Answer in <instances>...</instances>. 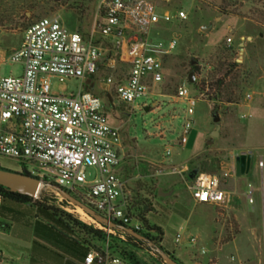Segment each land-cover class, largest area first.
<instances>
[{"label": "rangeland", "instance_id": "374dc122", "mask_svg": "<svg viewBox=\"0 0 264 264\" xmlns=\"http://www.w3.org/2000/svg\"><path fill=\"white\" fill-rule=\"evenodd\" d=\"M135 1L149 3L158 14L170 12L175 15L184 11L187 18L160 23L151 30L150 38H175L178 41L176 50L162 59V84L152 87L151 95L138 99L134 106L123 105L117 100L115 109L106 104L108 122L120 129L123 162L117 173L127 181L126 197L132 216L140 222L147 220L149 226L161 228L162 247L174 251V257L183 264H192L191 260L201 264H264V0H234L237 8H230L227 16L219 14L217 7L200 0ZM101 2L0 0V79L22 76L23 66L5 60L20 48L24 32L30 25L43 18L60 17L68 29L87 38L96 21L97 24L100 22ZM135 36H139L137 31L127 35V39ZM228 39L232 41L228 42ZM95 41L108 59L113 52L119 51L112 38L98 34L97 27ZM242 43L243 53L240 50ZM235 63L240 65L238 69H232ZM192 65H198L201 70L199 74L193 73V85L190 84ZM221 67L224 70L217 74ZM214 69L217 78L230 73L227 83L242 74L249 83L242 84L245 89L238 104L221 106L220 136L213 139L210 134L216 129L212 112L214 103L208 100L206 93L215 92V88L209 86V76ZM127 72V66L119 64L116 70L101 69L88 81L69 79L60 83L53 79L52 90L63 95H77L88 90L106 102L113 93L105 86L106 78L113 76L119 80ZM181 86H188L196 100L191 116L187 114L188 104L177 98ZM248 95L252 98L247 99ZM256 108L262 111H249ZM245 115L248 118H242ZM188 121L193 127L188 143L183 147L180 142ZM167 150L171 151L170 155ZM242 150L252 152L251 165L246 174L237 176L236 169L231 166L235 163L234 154ZM261 162L263 166H260ZM227 166L232 177L225 176L223 167ZM0 168L15 173L26 169L33 176L39 172L31 163L5 157H0ZM198 172L218 176L222 188L226 183L224 190L232 201L229 208L234 210L194 203L188 185ZM98 178V171L87 170L89 182ZM159 190L166 193L174 190L175 193L161 198ZM76 191L82 195L88 193L84 187H78ZM41 199L44 204L70 213L83 223L107 229L92 223L82 209L69 204L53 189L47 188ZM182 216H190L189 221L180 220ZM181 225L184 229H180ZM188 226L193 228L192 231H186ZM180 231L182 241L176 244ZM157 234L153 232L158 237ZM121 235L125 239L126 235ZM190 236L198 239L196 245L190 244ZM152 248L159 246L154 243ZM152 248L147 243L137 248L142 263L160 264V257ZM202 250L206 254H202Z\"/></svg>", "mask_w": 264, "mask_h": 264}, {"label": "built area", "instance_id": "2783aa9c", "mask_svg": "<svg viewBox=\"0 0 264 264\" xmlns=\"http://www.w3.org/2000/svg\"><path fill=\"white\" fill-rule=\"evenodd\" d=\"M99 9L100 22L96 21L87 38L68 29L60 17L43 18L25 30L20 48L5 60L23 66L22 76L0 79V157L35 165L42 182L63 189L110 221L140 233L144 226L130 211L127 181L117 173L123 162L120 129L108 122L106 104L115 109L117 100L134 106L138 99L151 95L152 87L162 84V59L176 50L178 41L150 38L151 30L160 23L187 17L184 11L158 14L149 3L135 0H102ZM96 27L98 34L112 38L119 50L110 59L104 57L95 41ZM133 31L139 36L128 40L127 35ZM119 64L129 66L127 74L119 80L113 76L105 80V86L113 90L109 94L112 103L108 97L105 102L88 90L77 95L52 90L53 79L60 83L69 79L88 81L101 69L116 70ZM177 98L188 104L187 114L193 115L196 100L188 86L178 89ZM192 127L189 121L183 127V147ZM88 169L98 171L99 178L89 182ZM78 187L87 188L88 193H78ZM188 190L196 205L221 208L229 200L215 175L199 174ZM99 230L107 236L116 235L108 228ZM181 241L178 233L175 242ZM189 242L196 245L198 239L189 237ZM97 258L98 253L90 251L85 264H94ZM105 264L122 261L107 253Z\"/></svg>", "mask_w": 264, "mask_h": 264}, {"label": "crops", "instance_id": "0c3cea01", "mask_svg": "<svg viewBox=\"0 0 264 264\" xmlns=\"http://www.w3.org/2000/svg\"><path fill=\"white\" fill-rule=\"evenodd\" d=\"M255 110L262 111L258 108L249 109L251 113ZM249 116L251 118V115ZM241 154L252 156L250 150H242L234 154L235 163L231 168L236 169V173V159ZM228 167H223V170H226L225 175L231 173V170H227ZM229 176L232 177L233 175ZM225 187L226 183L223 184V189ZM231 202L229 199L224 207L225 210L235 209L229 208ZM189 217L182 216L179 219H186L185 221L188 222ZM0 223L9 226L7 231L0 230V264H85V259L90 251H97V248H102V244L98 240L89 238L77 228L66 229L62 224L43 217L36 206L18 204L1 196ZM241 228L242 225L240 224V233ZM180 229H184V226L181 225ZM192 229L191 226L186 227L187 232L192 231ZM160 245H163V241ZM165 249L171 254L174 253L170 249ZM189 262L201 264L192 260ZM122 264L125 263L122 262Z\"/></svg>", "mask_w": 264, "mask_h": 264}, {"label": "trees", "instance_id": "16d2710c", "mask_svg": "<svg viewBox=\"0 0 264 264\" xmlns=\"http://www.w3.org/2000/svg\"><path fill=\"white\" fill-rule=\"evenodd\" d=\"M233 1L234 0H200V2H206L208 6L217 7L219 10V14L224 16L230 14V8H237V3ZM125 66H127V68L129 69L128 65ZM239 67L240 65L235 63L233 64L232 69H238ZM223 70L224 67H221V70L217 74H220ZM191 71L194 74H199L201 70L198 65H192ZM215 72L216 70L214 69L212 75L209 76V82L211 83L209 86L211 89L215 88V92L213 94L206 93V95L208 97V100L214 103L212 109L213 115H219L221 113L220 109L222 105L227 106L238 104L241 93L245 89V85L242 84L248 85L249 82L246 79V75L242 74L238 75L237 78H234L231 82L227 83V78L230 76V73L227 72L223 77L217 78L218 75L215 74ZM194 86H196V84ZM236 91L239 92L237 93ZM201 92L204 93L205 89L201 90ZM22 173L39 179L37 176H33L31 173H29L26 169H24ZM198 173L196 175H193L191 179H194L198 175ZM0 196L4 199H8L18 204L34 205L39 210V213L48 220L54 221L58 224H62L66 229L73 230L74 228H77L89 238L98 240L102 244V248L96 251L98 253V258L95 261L96 264H105L107 253L110 258L120 259L125 264H147L142 263L136 253L137 248H139L140 245H144V243L139 242L128 235H126L125 239L121 238V233H118V235L107 236V234L102 230H99L92 225H88L86 223H83L82 221L75 219L70 213L44 204L42 199L35 200L28 196L12 193L2 186H0ZM142 223L144 226V231L140 232L139 234L146 237L149 241L156 243L172 258H174L180 264H183L178 259H176L173 254L169 253L160 245L163 236L161 228L149 226L147 220L145 219L142 220ZM8 228L9 226L7 224L0 223V230L7 231ZM153 232L158 233V237L153 235ZM159 262L160 264H165L164 261L160 258Z\"/></svg>", "mask_w": 264, "mask_h": 264}, {"label": "water", "instance_id": "95a60500", "mask_svg": "<svg viewBox=\"0 0 264 264\" xmlns=\"http://www.w3.org/2000/svg\"><path fill=\"white\" fill-rule=\"evenodd\" d=\"M207 29V28H204ZM240 50L243 53L244 52V44H240ZM194 76L193 72L190 75V84H194ZM109 101L112 103V98L108 96ZM148 112V108L145 109ZM220 116L214 115L213 121L216 124V129L210 134L211 138H218L220 136ZM212 144V141L209 142V145ZM251 155H245L241 154L236 159V168H237V175L241 176L242 174L247 173L250 170L251 165ZM0 186L8 189L12 193H17L20 195L31 197L35 200H40L42 197L43 192L47 189H53L58 194H60L65 201H67L69 204L73 205L76 208H81L85 214L90 217L94 222L101 226H106L108 229L112 231H117L121 234L128 235L134 239H136L139 242L147 243L151 248L154 246V242L149 241L146 237L143 235L133 231L132 229H129L121 224L115 223L113 221H110L108 218L104 217L103 215L96 212L93 208L85 205L83 202H81L79 199L71 195L70 193L64 191L63 189L56 187L54 185H49L44 182H42L40 179H37L35 177H31L29 175H25L23 173H15L11 171H7L0 168ZM175 193L174 190H171L170 192L166 193L162 190L158 191V196L161 198H168L172 196ZM158 256L164 261L165 264H180L178 261H176L174 258H172L166 251L162 250L160 247L155 249L152 248Z\"/></svg>", "mask_w": 264, "mask_h": 264}, {"label": "bare ground", "instance_id": "6f19581e", "mask_svg": "<svg viewBox=\"0 0 264 264\" xmlns=\"http://www.w3.org/2000/svg\"><path fill=\"white\" fill-rule=\"evenodd\" d=\"M81 209V208H80ZM80 212V211H79ZM88 219H90L92 221V223H95L90 217H88L87 215H85Z\"/></svg>", "mask_w": 264, "mask_h": 264}]
</instances>
